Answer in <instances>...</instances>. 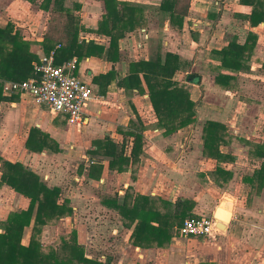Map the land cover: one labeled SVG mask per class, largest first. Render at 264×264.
Listing matches in <instances>:
<instances>
[{
  "label": "crops",
  "instance_id": "obj_1",
  "mask_svg": "<svg viewBox=\"0 0 264 264\" xmlns=\"http://www.w3.org/2000/svg\"><path fill=\"white\" fill-rule=\"evenodd\" d=\"M118 1L141 7L143 20L117 40L116 59H109V36L95 31L105 12L104 0H0V27L12 23L39 60L52 52L43 50L45 35L64 40L63 24L60 28L52 20L60 11L78 17V42L90 40L103 47L101 55L71 57L76 60L74 74L94 93L76 124L29 94L3 92L1 83L12 79L0 81V156L27 165L41 182L58 187L72 208L69 215L42 226L41 244L51 245L57 235L75 230L87 256L113 264H264V184L259 187L253 174L264 157L251 154L256 144H264V18L252 26L247 18L252 5L239 0H180L178 6H185L186 12L178 27L159 9L161 0ZM249 39L253 48L243 57V65L224 67L214 51ZM166 52L178 55L180 66L172 79L188 90L196 112L195 121L171 133L157 125L144 84L140 92L121 83L130 62L157 53L163 58ZM109 71L114 74L106 87L93 80ZM189 74H196L197 82L189 81ZM217 75L231 77L216 83ZM206 121L224 124L233 135L220 146L230 158L216 160L202 153ZM31 129L50 138L41 151L26 147ZM128 131L141 136L139 160L118 171L109 167L111 156L94 142L108 138L115 152L129 155ZM99 163L98 174L93 166ZM217 167L229 172L226 181ZM127 189L133 195L172 202L189 198L198 216L210 210L213 216L226 200L231 217L214 237H184L176 228L164 247L137 246L131 241L132 228L103 203L115 197L121 201ZM27 204V197L0 185V221ZM30 231V226L24 231V244Z\"/></svg>",
  "mask_w": 264,
  "mask_h": 264
},
{
  "label": "trees",
  "instance_id": "obj_2",
  "mask_svg": "<svg viewBox=\"0 0 264 264\" xmlns=\"http://www.w3.org/2000/svg\"><path fill=\"white\" fill-rule=\"evenodd\" d=\"M44 1L49 2V0ZM239 1L252 5V10L247 16L252 26L264 18L262 0ZM179 2L180 0H161L159 4V9L168 13L170 23L178 27L186 12L185 6H178ZM104 8L105 12L95 31L109 36L107 57L116 59L117 40L124 35L125 31H130L141 24L142 8L130 2L120 3L118 0H104ZM58 13L66 17L61 28L64 40H55L50 35H45L41 41L45 52L53 51L55 63H62L72 56L81 58L91 54L101 55L102 46L90 40L77 41L78 17L76 15L68 10ZM252 48L253 44L249 39L243 44L229 42L214 52L219 56L224 67L237 69L243 65V57ZM38 60V56L29 50V42L18 34L12 23L7 22L0 27V81L23 80L33 76L34 64ZM179 66L180 60L177 54L166 52L162 58L157 53L150 59L130 62L129 73L121 81L126 87H135L140 92L145 86L157 117V125L166 133L176 131L196 119L195 103L189 98L188 90L172 79ZM113 74L109 71L94 76L93 80H97L100 84L103 82L106 87ZM191 75L193 74H189L188 78ZM224 77L228 80L231 76L217 75L215 82L220 83ZM128 132L132 135L129 155L124 156L115 152V146L108 138L94 142L103 153L111 156L109 167L116 168L118 171L124 169L129 162L134 163L139 160L142 147L141 136L135 131ZM36 138L38 143L34 144ZM232 138L233 135L227 132L224 124L206 121L202 128V153L216 160L230 158L231 156L227 153L221 152L220 146L227 144ZM49 141L47 134L31 129L26 140V147L32 151H41L49 145ZM251 154L264 157V144H256ZM101 167L99 163L95 164L93 169L99 174ZM215 171L224 181L227 180L229 172L218 167ZM253 174L259 187H262L264 161ZM1 184H6L27 197L28 204L26 208L10 211L5 219L0 221V264H113L108 259L103 261L97 257L87 256L84 246L77 241L75 230L57 235L51 245L41 244L42 226L54 223L69 215L72 210L69 201L61 196L58 187H49L41 182L39 176L27 165L19 161H9L0 156ZM103 203L117 212L125 226L132 228L131 241L134 245L141 247L166 246L175 229L185 218L198 216L193 213L194 201L189 198L181 197L172 202L159 197L133 195L128 189L121 201L115 197L107 198L103 200ZM29 226L31 227L29 239L24 244L23 234Z\"/></svg>",
  "mask_w": 264,
  "mask_h": 264
},
{
  "label": "built area",
  "instance_id": "obj_3",
  "mask_svg": "<svg viewBox=\"0 0 264 264\" xmlns=\"http://www.w3.org/2000/svg\"><path fill=\"white\" fill-rule=\"evenodd\" d=\"M75 58L54 62L50 52L34 64V75L23 80H6L2 91L29 94L35 101L47 104L52 111L66 115L69 123L82 121V108L94 96L90 85L74 74ZM219 230L213 216L187 217L178 227L181 236L203 235L214 237Z\"/></svg>",
  "mask_w": 264,
  "mask_h": 264
},
{
  "label": "water",
  "instance_id": "obj_4",
  "mask_svg": "<svg viewBox=\"0 0 264 264\" xmlns=\"http://www.w3.org/2000/svg\"><path fill=\"white\" fill-rule=\"evenodd\" d=\"M190 80L192 82H197L198 76L192 75L190 77ZM213 216L216 220V226L220 229H223L225 226L224 225L225 221H223V220H227L226 222H228L230 220V217H231L230 205L228 204V202L226 200H223L220 203V205L214 210Z\"/></svg>",
  "mask_w": 264,
  "mask_h": 264
},
{
  "label": "rangeland",
  "instance_id": "obj_5",
  "mask_svg": "<svg viewBox=\"0 0 264 264\" xmlns=\"http://www.w3.org/2000/svg\"><path fill=\"white\" fill-rule=\"evenodd\" d=\"M52 20L54 21V22H56V26H58V27H60L62 24H63V22H65V20H66V17H64V15H62V14H58V15H56V16H54L53 18H52ZM51 20V21H52ZM57 27V28H58ZM61 28V27H60ZM211 214H212V211L210 210V211H208V214L206 215V216H211ZM55 241V240H54ZM53 243V242H52Z\"/></svg>",
  "mask_w": 264,
  "mask_h": 264
},
{
  "label": "bare ground",
  "instance_id": "obj_6",
  "mask_svg": "<svg viewBox=\"0 0 264 264\" xmlns=\"http://www.w3.org/2000/svg\"><path fill=\"white\" fill-rule=\"evenodd\" d=\"M224 197H225V196H224ZM226 197H227V196H226ZM223 221H225V222H226L227 220H223Z\"/></svg>",
  "mask_w": 264,
  "mask_h": 264
}]
</instances>
